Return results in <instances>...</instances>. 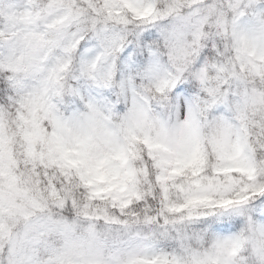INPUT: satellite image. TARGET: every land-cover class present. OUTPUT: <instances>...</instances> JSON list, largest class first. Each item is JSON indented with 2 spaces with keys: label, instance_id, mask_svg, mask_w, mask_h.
Instances as JSON below:
<instances>
[{
  "label": "snow or ice",
  "instance_id": "obj_1",
  "mask_svg": "<svg viewBox=\"0 0 264 264\" xmlns=\"http://www.w3.org/2000/svg\"><path fill=\"white\" fill-rule=\"evenodd\" d=\"M215 36L230 38L231 56L210 64ZM133 72L164 112L137 98ZM255 79L264 0H168L164 11L156 0H0V264H264ZM205 142L232 160L213 177L202 175ZM80 185L122 215L82 204ZM154 199L161 211L143 223L161 231H131L123 216L140 221L126 210ZM193 221L191 235L177 227Z\"/></svg>",
  "mask_w": 264,
  "mask_h": 264
},
{
  "label": "clouds",
  "instance_id": "obj_2",
  "mask_svg": "<svg viewBox=\"0 0 264 264\" xmlns=\"http://www.w3.org/2000/svg\"><path fill=\"white\" fill-rule=\"evenodd\" d=\"M156 3L159 6V10L160 11H164V9L167 7L168 4V0H156ZM180 10L183 14H187L188 13V9L185 8L183 5H180ZM175 17H166L165 19L161 20L160 23L162 25H166L172 22V20H174ZM211 24V21L209 22ZM138 26V22L131 19V17H129V30H134L135 28H137ZM109 27H117L116 25H109ZM119 27H123V26H119ZM207 32L210 33H215L216 29L215 27H206L205 29ZM215 40V44H216V50L215 53L211 56L208 57V61L209 63H222V62H226L230 56H231V41L230 38H225V37H221V36H215L214 37ZM207 47L206 43H202L201 45V51H203V48ZM198 58V57H195ZM161 60L162 62L168 66V68L172 71H174L175 69L172 67V65L169 63L168 61V57H167V52L163 53V55L161 56ZM209 74L210 75H215V73L213 72V70L211 68H209ZM130 75H132L136 81V96L137 98H141V97H148L147 100V106L150 109V114L154 115L157 113H161L164 112V109H162L160 107V98L158 96V94H155L154 92H145L144 87H141V84H144L145 87H147V81H141L139 76H137L134 72L130 73ZM249 89H258L261 91H264V81H261L259 79H255L253 81H250L248 84ZM117 91L118 90H114L112 92V96L116 99L117 102L122 103L123 101L117 96ZM129 107L131 106V93L129 94ZM251 119L257 121L258 123H264V110H261L255 114H250ZM233 123L235 124V126L237 128L240 127V121L237 120H233ZM257 131L256 128L252 127L250 128V132L251 133H255ZM262 140H264V138H262ZM250 142L254 143V146L257 149V153L259 155V157L261 159H264V148H261L259 146V144H255L254 142V138H252V140ZM203 150L205 152V163L203 165V173L202 175L204 177H213L214 175H216V171L215 170H223L227 167H229L232 164V160L228 159L225 156L219 155L216 151H214L212 149L211 146H209L206 142L203 145ZM142 151V149H141ZM136 165L139 166L140 161H135ZM50 174H52L53 176H55V170H49ZM231 175V173H223L221 172L218 175V179L220 180H224L226 178V176ZM239 179V177H237ZM59 182V181H57ZM179 182V181H178ZM76 183L79 185V182L76 181ZM74 195L76 196L77 200L80 201L82 204L83 203H88L90 204L93 208H98V209H104L107 210V212L111 215L114 216H121V212L119 209H114L111 205L110 200L108 199H93V200H88L87 196H88V189L84 188L82 185L75 187L74 189ZM169 199L170 201L176 202L177 204L182 202V197L181 194L174 190V189H170L169 191ZM161 211V205L158 199H154V200H144V201H135L133 202L132 206L126 210L127 213H135L136 218L139 219L140 223L136 224L135 220L133 219V217L131 215H124L123 218L127 219L129 221H132V228L131 231L136 232L139 231L141 233H151L153 231L159 233L161 231V229L156 225H145L143 223V218L145 215H151L153 217L159 215ZM200 211H203L202 209ZM169 218L170 219H180L181 216H185L187 215V212H177L175 214L169 213ZM200 223L201 222H196L193 221L191 223H184V224H178L177 227L183 229H186L189 233V235H191V233L199 231L200 230ZM97 232L101 233L102 235H104V226L101 223H97ZM172 235L174 236L175 233H172ZM121 237H125V233L121 232ZM107 238V237H105ZM192 243L194 244V241H192Z\"/></svg>",
  "mask_w": 264,
  "mask_h": 264
}]
</instances>
